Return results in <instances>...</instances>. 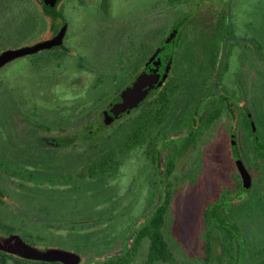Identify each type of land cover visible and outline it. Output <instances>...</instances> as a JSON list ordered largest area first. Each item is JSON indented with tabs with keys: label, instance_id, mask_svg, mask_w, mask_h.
<instances>
[{
	"label": "rangeland",
	"instance_id": "1",
	"mask_svg": "<svg viewBox=\"0 0 264 264\" xmlns=\"http://www.w3.org/2000/svg\"><path fill=\"white\" fill-rule=\"evenodd\" d=\"M220 2L207 0L194 10L192 4L180 6L169 0H0V55L63 37L58 46L20 57L0 68V159L8 157L10 151L17 154L24 148L19 144L28 140L30 127H67L66 135L82 127L83 110L87 112L91 102L94 107L101 105L99 92L93 88L97 76L92 69L110 61L114 48L128 42L138 43L142 30L146 32L145 41L156 37L165 43L174 31V23L181 20L189 21L187 38L194 37L197 27L213 25L231 6L230 0ZM231 8L232 16L227 24L235 27L232 37L241 39L243 45L252 44V50L241 49L235 57L236 73L230 69L226 75L229 93H235V98L231 95L228 98L238 106L241 91H247L250 86L252 101L259 99L264 113V0H236ZM244 38H252V43ZM172 46L167 45L168 50ZM244 74L252 75V82L248 77L244 81ZM236 81L243 82L242 90L235 86ZM105 89L110 90L109 82L103 85L102 93ZM212 92L219 97L226 90L212 89ZM205 108L196 117L198 124L204 121ZM256 108L252 106L254 114ZM257 127L261 126L257 124ZM261 131L259 128L264 141ZM246 145L242 151L248 158L247 166L252 167V153ZM80 149L83 148L75 147L68 156L70 159H66L70 178L55 174L40 177L41 181L5 178L3 169H9L12 164H0V189L5 193V203H0V221L18 228L16 235L31 246L43 250L59 248L81 255V264H100L101 258L119 251L124 237L151 216L158 198L162 201L167 190L182 188L183 193L177 192L173 197L164 233L177 253L174 264H202L201 233L207 230V209L216 200L222 176L235 173L226 145L222 151L217 150V140L211 141L205 156L197 163L193 159L199 149L197 153L191 147L187 159L193 157V163H186L188 174L180 175L183 165H177L178 175L168 179L137 148L125 152L123 158L116 157L121 169L115 175L102 180L80 179L77 174L87 170L83 167L85 151ZM177 152H171L166 159L163 150L166 166ZM263 195L264 187H261L246 198L237 220L231 221L221 213L220 223L224 228L232 226L231 222L239 229L232 234L242 249L247 236L260 237L264 233V215L258 213ZM221 204V201L213 203L211 210ZM108 219L111 221L107 222ZM0 234L7 235L1 226ZM213 242L218 247L217 256L222 255L221 241L216 238ZM148 248L149 243H145L132 264H144ZM242 259L239 254L236 264H243ZM7 264L15 263L8 260Z\"/></svg>",
	"mask_w": 264,
	"mask_h": 264
},
{
	"label": "flooded vegetation",
	"instance_id": "2",
	"mask_svg": "<svg viewBox=\"0 0 264 264\" xmlns=\"http://www.w3.org/2000/svg\"><path fill=\"white\" fill-rule=\"evenodd\" d=\"M205 1L207 0H198V2L194 3L195 0H189L180 4V6L192 4L195 8L194 10H197L203 6ZM223 1L221 0V2ZM235 3L236 0H230L231 6ZM231 6L217 17L213 25L204 28L197 27V34L194 37L187 38L188 31L186 30V26L189 24V21L181 20L174 23V26H172L174 31L166 37L165 43H161V41H158L160 38L156 37H152V40L154 42L157 40V44L152 40L149 42L145 41L146 32L142 30L138 43L128 42L114 48L111 52L112 58L110 61H103L92 69L93 73L97 76L93 88L94 91L99 92L98 96L100 97L99 102H101V105L94 107L91 102L89 107H86L88 111L86 112L84 109V115H81L85 116L82 123L83 126L74 132H70L69 135L64 133L67 127H28V140L25 139L23 144H19L24 146V148L19 149L20 151L17 154L10 151L11 154L8 157L5 156L0 159L1 165H5V162L12 164V167L9 169L6 167L3 169L2 174L4 177L7 178L8 176L12 179L20 178L23 181H41L40 177L55 174L58 177L69 176L70 178V175L67 173V170L70 168L66 169L65 167L66 159H70L68 156L71 155L75 147H81L83 149L80 150L85 151L84 154L86 155L83 167H87V170H83L77 174V177L80 179L91 178L102 180L106 176L115 175L121 169V162L120 160L116 161V157L119 159L125 152L136 148L137 150H143L147 159L156 165L168 179L174 175H178V173L183 176L187 175L189 172L188 165L192 164L193 160L195 163L200 162L201 157L205 156L204 151L208 150L210 142L217 140V150L222 151L225 145L228 147L235 173L234 175L228 174L227 177L222 176L223 180L219 184L216 200L213 201L214 205L218 201H221L222 204L215 206L211 210L212 203L207 209L206 214H212V211L216 210L218 214L217 223L221 226H223L220 223L222 212L231 221L237 220V217L242 213L240 207L243 201L255 191H260V188L264 187V141L259 136L260 128L262 130V139L264 138V113L260 110V108H263L262 102L259 99H253L252 101V88L248 86L247 91L241 89L243 82H234L235 86H238V90H242L239 105L232 104L228 98L229 95L234 97L235 93H229L226 75L230 69L236 73L233 64L240 50L247 51L252 48V44L251 46L243 45L241 44V39L232 37L231 33L235 27L230 28L227 24V20L232 16L230 13L232 11ZM221 20H224V30H221L220 34L222 35V39L219 43H214L216 40L213 36ZM244 39L252 43V38ZM167 45L168 47L170 45L173 46L168 50ZM259 59L261 60V58ZM157 61L161 62L158 66V73L161 75L160 82L148 93L146 99L135 111L120 116L107 124L105 112L108 106L139 75L144 72L151 73L155 69L154 64ZM247 77L249 82H252V75H245L243 80L245 81ZM108 82L110 90L106 91L105 89L102 93L101 89L103 85L105 83L108 84ZM167 88H174L176 91L169 106L165 107L161 103L160 97L164 95L163 93ZM212 89L226 90L227 93L225 92L221 96L216 97ZM150 106L158 110L157 115H160V117L149 126L145 141L127 148L123 152H116L115 156L111 158L113 146H117L118 144L113 142L111 137L121 127H133L132 124L137 123ZM252 106L257 107L254 109L255 114L252 112ZM202 107H206L204 109V121L202 119V123L198 124L196 117L202 114ZM166 108L168 109L165 110ZM230 119L231 121L229 122ZM257 124L261 127H257ZM71 129H75V127H71ZM79 133L80 135H78ZM119 134L122 135L123 133L120 132ZM219 134L222 136H218ZM245 134H247L246 137H244ZM166 143L169 145L165 148ZM247 143L252 153V167L247 166L246 160L248 158H246L242 151V147L247 146ZM191 147L196 151L199 149V154L194 156V159L191 157L188 160L187 155L190 153ZM164 149L167 154L166 159L171 152L179 150L175 158H172L173 161H169L170 164L167 166L164 162ZM105 154L110 158L106 160L107 164L105 168H102L100 167V162H102L101 156ZM239 161L243 163L244 169L249 175L247 186H245V181L237 165ZM187 162H189L188 165H186ZM76 163L81 164L78 161ZM177 165H183L178 173L176 171ZM96 166L98 168L95 171ZM180 189H176L175 191L167 190L164 200L161 201V198H158V205L153 208L152 214L158 206L168 199L166 224L173 197L177 192L183 193ZM4 195L5 193L0 189V203H5L3 202L5 199L3 198ZM260 198L262 200L258 207V213L264 215L262 213L264 211V195ZM226 205L228 206L225 208ZM146 220L141 223L140 228L135 229L124 237L120 243L119 251L101 258V264H107L111 260L116 261L118 257L129 258L126 264H132L140 248L145 243H149L150 248L148 238H142L137 242L138 233L143 230ZM106 221L110 222L111 220L108 219ZM230 225H232L230 227L233 230H239L235 223L230 222ZM208 226L207 223L206 232L201 233V239L204 243L202 264H208L205 262L207 235L209 232ZM165 227L163 230H165ZM91 232L88 231L87 233ZM216 236L218 235L216 234ZM216 238L214 237L213 240ZM245 239H247L248 243L252 242V260L247 251L246 257L242 259L243 264H256L258 261L259 263L263 262L264 233L260 237L256 235L252 237L247 236ZM213 240L212 264H219L220 259V264H225L223 254L217 256L218 247L214 244ZM167 242L169 243L168 240ZM169 247L173 252V262L175 263L177 261L175 256L177 253H174L170 243ZM149 248L144 264H146L148 259ZM11 261L14 262L12 259ZM31 262L38 263L39 261ZM157 263L159 262L155 264Z\"/></svg>",
	"mask_w": 264,
	"mask_h": 264
},
{
	"label": "trees",
	"instance_id": "3",
	"mask_svg": "<svg viewBox=\"0 0 264 264\" xmlns=\"http://www.w3.org/2000/svg\"><path fill=\"white\" fill-rule=\"evenodd\" d=\"M189 0H169L171 4H183ZM223 18V16H222ZM224 20H221L217 25V31L214 34V43H219L222 39L221 30H224ZM174 88H167L164 91V95L160 97V101L164 104L165 107L169 106L170 101L175 93ZM166 108L165 110H167ZM158 110H155L153 106H150L143 115L140 117L139 121L133 123V127H121L118 131L123 134L120 135V132H116L112 137V141L118 143L117 146H113V153L111 158L115 156L116 152H123L127 148H130L136 144H141L146 139V133L149 129V126L157 120L160 115H157ZM102 162H100V167L105 168L106 160L110 157H107V154L102 155ZM98 166H96L95 171ZM168 199L163 202L153 214L146 220L143 230L139 231L137 236L138 240L142 238H148L150 241V248L148 253V259L146 264H155L156 262H164L173 264V252L169 247V243L166 240L164 234V227L166 226V216L168 211ZM207 223H208V235H207V244H206V257L205 262L208 264L213 263V243L212 240L214 237H217L221 240V247L223 248V256L225 264H236V259L239 254H242L243 257H246L247 251L250 254V259L252 260V242L248 243L245 239V247L242 249L240 245L235 243V235L232 234V227L224 228L219 225L217 222L218 214L217 211H212V214L207 213ZM1 231L5 232L7 235H13L16 231H19L18 228H14L9 225V223H2L0 221ZM216 234L218 236H216ZM137 244V243H136ZM222 256V257H223ZM14 260L16 264H61V263H43V262H31L29 260H23L12 255H9L3 251H0V260L2 264H7L8 260ZM129 261V258L118 257V260H111L107 264H126ZM221 259L219 260L220 264ZM101 264V263H100ZM105 264V263H104ZM256 264H264V261Z\"/></svg>",
	"mask_w": 264,
	"mask_h": 264
},
{
	"label": "water",
	"instance_id": "4",
	"mask_svg": "<svg viewBox=\"0 0 264 264\" xmlns=\"http://www.w3.org/2000/svg\"><path fill=\"white\" fill-rule=\"evenodd\" d=\"M63 37H59L55 42L41 44L31 49H23L11 51L0 55V68L7 63L16 60L20 57L33 54L42 49H49L61 44ZM160 61L155 62V69L151 73L144 72L139 75L129 86H127L108 106L105 121L111 123L120 116L126 115L135 111L142 102L146 99L148 93L155 88L161 80V75L158 73ZM238 168L245 181V186L249 182V175L244 169L243 163L238 162ZM246 188V187H245ZM0 251L7 254H12L16 257L25 260L39 262H59L61 264H81V256L64 251L57 248L40 249L26 243L18 235H1L0 234Z\"/></svg>",
	"mask_w": 264,
	"mask_h": 264
}]
</instances>
